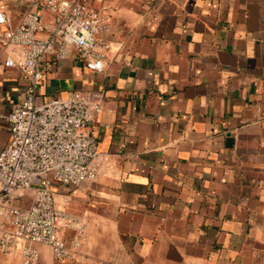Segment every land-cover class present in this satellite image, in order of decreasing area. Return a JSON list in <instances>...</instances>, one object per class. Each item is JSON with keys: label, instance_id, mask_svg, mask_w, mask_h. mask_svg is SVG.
Masks as SVG:
<instances>
[{"label": "crops", "instance_id": "1", "mask_svg": "<svg viewBox=\"0 0 264 264\" xmlns=\"http://www.w3.org/2000/svg\"><path fill=\"white\" fill-rule=\"evenodd\" d=\"M104 1V70L71 51L50 61L38 89L41 101L103 98L91 127L97 178L53 188L58 207L83 222L77 260L36 244V264H264V0ZM33 7L0 0V35ZM41 15L49 28L52 13ZM4 57L0 47L3 116L23 97ZM0 264H21L19 247L0 252Z\"/></svg>", "mask_w": 264, "mask_h": 264}, {"label": "built area", "instance_id": "2", "mask_svg": "<svg viewBox=\"0 0 264 264\" xmlns=\"http://www.w3.org/2000/svg\"><path fill=\"white\" fill-rule=\"evenodd\" d=\"M18 23L0 35L3 66L19 71L22 100L3 116L9 140L0 150V252L19 247L21 264H36V244L51 249L55 259L76 261L84 225L79 216L58 207L53 188L93 182L97 139L91 130L102 109L101 92L74 91L68 96L38 100V89L50 61L72 51L95 72L105 68L110 43L109 9L104 0H32ZM53 15L48 28L41 12ZM8 17L0 11V25ZM48 34L40 37L39 32ZM67 203V200H63ZM65 228L74 232L63 236Z\"/></svg>", "mask_w": 264, "mask_h": 264}]
</instances>
